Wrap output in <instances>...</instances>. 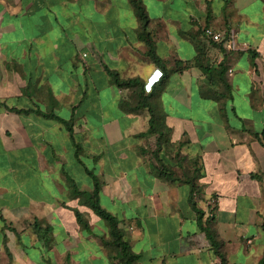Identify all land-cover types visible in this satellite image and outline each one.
Here are the masks:
<instances>
[{"label":"crops","instance_id":"1","mask_svg":"<svg viewBox=\"0 0 264 264\" xmlns=\"http://www.w3.org/2000/svg\"><path fill=\"white\" fill-rule=\"evenodd\" d=\"M143 3L164 64L130 0H0V264H115L106 221L68 197L67 175L94 189L86 168L140 264H220L185 179L228 263L262 259L264 0ZM110 71L153 92L159 159L149 108Z\"/></svg>","mask_w":264,"mask_h":264},{"label":"trees","instance_id":"2","mask_svg":"<svg viewBox=\"0 0 264 264\" xmlns=\"http://www.w3.org/2000/svg\"><path fill=\"white\" fill-rule=\"evenodd\" d=\"M130 3L135 9L136 15L139 19L140 27H139V39L143 41L147 46V54L148 56L155 61L156 63H162L165 62L157 55L154 45V39L153 35L150 32V16L148 15V12L146 10V7L143 3V0H130ZM217 44H222L221 42L212 41ZM199 57V56H198ZM110 74L113 78V81L120 87V88H129L134 91V98L137 100V107L136 108H142V107H148L151 112V119H150V128L147 133H157L159 134L158 139V149L155 152V156L157 159L158 152L161 147V139L167 137L168 130L163 129L164 126L157 125L155 123V113L152 108V106L148 103L149 99L152 98L153 92L147 94L144 90V84L140 82L137 78L132 79H122L118 72L110 71ZM156 85V84H155ZM125 105V104H124ZM68 129H71V126L67 124ZM164 130V131H163ZM144 135V134H142ZM77 147V156L79 158V153L82 150V147L79 144H76ZM80 159V158H79ZM161 162V160H159ZM162 163V162H161ZM163 169L165 170L163 174L167 176L171 180H177L178 177L175 176V172L167 169V167L162 163ZM87 172L91 175V177L94 180V189L92 191H86V190H80L77 188V192L81 197H84L86 199L85 202L89 204V206L92 208V210L99 215L102 219H104L108 226V234L109 238L103 239L104 244L107 246L112 247L113 249H116L119 253V256L123 259L124 264H140L139 254L135 253L130 245V243L124 238V231L121 228L120 220L117 216L106 210L100 203V191H101V182L99 181L96 174L93 173L92 170H89L88 168ZM185 181L189 182L192 187L191 191V203L196 208L198 214H199V223L202 226V228L207 232L208 237L212 241V245L215 247L217 253L219 254L221 258L220 264H229L224 253L220 250L221 243L218 242L211 232L210 228L205 226L203 224V211L201 209H198L196 207V203L193 200L195 193L199 191V187L196 184V182L193 179H185ZM75 213L77 216L78 222L86 229L90 228L89 222L84 218L83 214L75 209ZM264 229V223L262 225ZM259 264H264V255L262 259L260 260Z\"/></svg>","mask_w":264,"mask_h":264},{"label":"rangeland","instance_id":"3","mask_svg":"<svg viewBox=\"0 0 264 264\" xmlns=\"http://www.w3.org/2000/svg\"><path fill=\"white\" fill-rule=\"evenodd\" d=\"M67 187H68V197H70L71 200L73 199H78L83 203V207L87 206L90 208L89 204L86 201V199H84V197H81L79 195V193L77 192V185L74 182V180L72 179L71 176L67 175ZM98 217L100 218V220H103V222L105 223L104 219H102L99 215ZM84 228V227H82ZM109 236V235H108ZM109 238V237H108ZM103 247L105 249V253L108 254V256H110L112 259H114L115 264H124L123 263V259L119 256V253L116 249H113L110 246H107L104 244V240H103ZM47 247L51 248L53 247V243L51 242H46ZM9 254V252H8ZM11 254H9L10 256ZM11 257V256H10Z\"/></svg>","mask_w":264,"mask_h":264},{"label":"built area","instance_id":"4","mask_svg":"<svg viewBox=\"0 0 264 264\" xmlns=\"http://www.w3.org/2000/svg\"><path fill=\"white\" fill-rule=\"evenodd\" d=\"M203 35H204V37H206L207 39H210L212 41L227 43V45H229L230 47L235 46V38H234L233 32L226 33V32L220 31V30H216L212 27H205L203 29ZM162 75H163V73L159 71V73H157V76L154 79H152L150 82L152 84L158 82L161 79ZM146 88L151 90L152 85H150V87L148 86Z\"/></svg>","mask_w":264,"mask_h":264},{"label":"clouds","instance_id":"5","mask_svg":"<svg viewBox=\"0 0 264 264\" xmlns=\"http://www.w3.org/2000/svg\"><path fill=\"white\" fill-rule=\"evenodd\" d=\"M153 84H155V83H153ZM153 84H152V86H153ZM150 90V89H149Z\"/></svg>","mask_w":264,"mask_h":264}]
</instances>
